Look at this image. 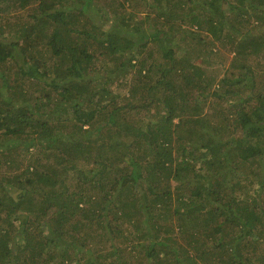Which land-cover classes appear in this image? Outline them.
<instances>
[{"label":"trees","instance_id":"1","mask_svg":"<svg viewBox=\"0 0 264 264\" xmlns=\"http://www.w3.org/2000/svg\"><path fill=\"white\" fill-rule=\"evenodd\" d=\"M139 1L0 0V264H264V0Z\"/></svg>","mask_w":264,"mask_h":264},{"label":"rangeland","instance_id":"2","mask_svg":"<svg viewBox=\"0 0 264 264\" xmlns=\"http://www.w3.org/2000/svg\"><path fill=\"white\" fill-rule=\"evenodd\" d=\"M103 1V0H102ZM101 1V2H102ZM118 1V0H117ZM121 3V2H120ZM140 3H142V2H140L139 0H125V2L123 3V6L122 7H127V8H129L130 6L132 7V6H134L135 4V6H139L140 5ZM1 5V4H0ZM129 5V6H128ZM33 7H34V2H30L29 3V5H27V7L24 9V12L25 13H29V12H32L33 11ZM122 7H120L119 9L121 10V8ZM137 8H143V7H137ZM12 12L13 11H10V12H8V13H6V12H4L3 10H2V8L0 7V26L3 28V30H4V28L5 27H7L8 26V28L6 29V32L9 30V29H11L12 30V24L17 20V21H20V22H22V21H24V19L23 18H18V17H16V16H14V15H12ZM138 15H139V12H138ZM140 15H141V13H140ZM19 19H21V20H19ZM5 31V30H4ZM6 32H4L3 34L5 35L6 34ZM170 41H167L165 44H166V46H168V43H169ZM171 43H172V45H175V42L174 41H171ZM214 49H216V48H214ZM149 51H153V53H154V55H155V57L154 58H156L158 55H159V52H158V50H157V44L155 43V41H150L149 43H148V45H147V47H146V50H145V53H144V50H143V53L144 54H146V53H148ZM229 56H230V54L229 53H222L221 54V56H218L217 55V57H216V61H218V63H228L229 62ZM209 57L211 58V56L209 55ZM98 63V65H103V68H105L106 66L109 68V65L111 64V63H109V62H97ZM212 67V66H211ZM209 68V73L210 74H213V75H217L218 74V69H217V67L216 66H214V67H212V68ZM119 75H117V74H114V73H110V77H112V81L110 82V84H109V88L111 89V91H113L114 93H120V94H125V92H126V89L128 88V86H129V84H130V80L129 81H124V78H123V75H122V77H118ZM129 77V76H128ZM215 77V76H214ZM128 79V78H127ZM126 82V83H125ZM125 83V86H122L121 84H124ZM246 90H249L248 88H245L243 91H246ZM154 113V109H152L151 110V115ZM260 169H258V171H259ZM110 180H111V178H110ZM73 181V180H72ZM70 189H72L71 187H70ZM175 222V221H174ZM123 235H125V232L124 233H122ZM122 234H120V235H122ZM97 240H95V242L92 244L94 247H97L98 249H105V251L107 250V249H109L110 248V244L108 245V243H106L105 245H104V241L102 240V241H100V239L101 238H96ZM122 237H120L118 240H115V244H117L118 245V242H122ZM124 241V240H123Z\"/></svg>","mask_w":264,"mask_h":264},{"label":"crops","instance_id":"3","mask_svg":"<svg viewBox=\"0 0 264 264\" xmlns=\"http://www.w3.org/2000/svg\"><path fill=\"white\" fill-rule=\"evenodd\" d=\"M99 1H102V0H99ZM124 0H115V2H114V4H117V5H120L122 2H123ZM121 2V3H120ZM136 5V4H135ZM134 5V6H135ZM135 7H137V6H135Z\"/></svg>","mask_w":264,"mask_h":264}]
</instances>
